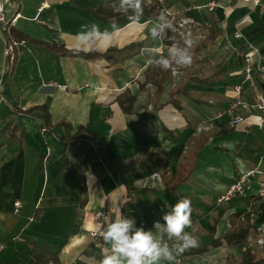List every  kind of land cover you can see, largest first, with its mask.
<instances>
[{
	"label": "crops",
	"instance_id": "1",
	"mask_svg": "<svg viewBox=\"0 0 264 264\" xmlns=\"http://www.w3.org/2000/svg\"><path fill=\"white\" fill-rule=\"evenodd\" d=\"M0 1L6 19L34 41L16 46L10 70L14 53L10 59L4 53L0 22V264H32L49 254H56L53 264H99L105 245L97 225L124 215L148 229L183 198L191 200L200 245L179 256V264H240L244 247L217 242L235 215L252 228L245 247L264 257V196H257L264 182V126L231 127L223 117L209 131L195 130L235 96L230 85L239 77L229 73L241 64L229 46L247 42L264 57V6L143 0L137 23L114 10L118 0ZM211 2L219 7L209 10ZM156 9L167 12L176 27L159 42L148 31ZM181 19L204 29L209 43L202 50L210 51L205 57L226 67L227 74L208 86L189 81L176 90L169 71L148 63V49L166 54L167 42L179 40ZM113 23L118 30L110 37L85 34L92 24L111 32ZM235 25L244 38H234ZM254 77L255 89L244 85L247 99L253 91L264 94V74ZM43 104L51 115L49 128L39 110L24 112ZM78 127L83 129L69 144ZM255 167L259 172L249 177L244 194L217 202L239 174ZM17 200L21 207L15 212ZM202 247V253L189 255Z\"/></svg>",
	"mask_w": 264,
	"mask_h": 264
},
{
	"label": "clouds",
	"instance_id": "2",
	"mask_svg": "<svg viewBox=\"0 0 264 264\" xmlns=\"http://www.w3.org/2000/svg\"><path fill=\"white\" fill-rule=\"evenodd\" d=\"M142 4L143 0H118L113 8L128 15L130 20L141 23ZM111 29V32L108 29L101 31L99 25L92 24L85 34L102 40L117 31L118 25L113 23ZM148 31L151 39L159 42L168 32H175L176 27L169 14L161 11L151 21ZM197 43L191 32L184 33L180 42L167 47L166 54H161L159 48L148 49V63L178 76L181 70L193 64ZM95 231L105 245L101 249L99 264H179V256L200 245L193 228L191 200L188 198L179 199L161 220L153 222L151 228L138 227L133 218L117 215L106 225H97Z\"/></svg>",
	"mask_w": 264,
	"mask_h": 264
},
{
	"label": "built area",
	"instance_id": "3",
	"mask_svg": "<svg viewBox=\"0 0 264 264\" xmlns=\"http://www.w3.org/2000/svg\"><path fill=\"white\" fill-rule=\"evenodd\" d=\"M160 2L161 0H157ZM229 1V0H228ZM245 3H251L254 6L262 5L259 0H242ZM209 10H213L215 7H219L217 3L211 2L207 5ZM223 11L226 13L228 7H222ZM8 21L6 19L3 5L0 1V22L5 25ZM11 22V21H10ZM199 30V26L193 23V21L188 19H181L178 22V26L185 27L191 26ZM182 37V33H179ZM233 36L236 39L244 38L243 33L241 32L238 25H235ZM177 42V41H173ZM171 42V43H173ZM18 44H24V41H6L5 42V55L10 59L13 57L14 49ZM231 52L236 59L240 62L241 66L239 69L229 73V76L239 77L238 82L230 85L231 90L234 93V98H232L220 111L215 113V115L207 120L199 123L195 130L196 132L209 131L212 129V124L214 120L222 119L223 117L227 118V124L231 127H234L238 124H246L247 126L255 125L259 129H262L264 126V94L258 91H253V94L250 95V99L244 97V85L255 89L256 80L254 77L255 72L264 74V64H263V55L259 50L250 43H245L241 46H230ZM167 50V48H166ZM177 81V80H175ZM210 104H214V100L210 99L208 101ZM253 118V120L251 119ZM259 172L258 167L250 169L244 173L239 174L235 180L228 185L226 190L218 196V203H225L231 201L235 196L244 194L246 190V184L249 177L253 176L255 173ZM157 174H153L156 176ZM257 196H264V182L259 185L257 189ZM14 211L17 212L21 207L20 201H15L13 203ZM97 217H104L103 212H98ZM4 244L0 242V250L3 248Z\"/></svg>",
	"mask_w": 264,
	"mask_h": 264
},
{
	"label": "trees",
	"instance_id": "4",
	"mask_svg": "<svg viewBox=\"0 0 264 264\" xmlns=\"http://www.w3.org/2000/svg\"><path fill=\"white\" fill-rule=\"evenodd\" d=\"M160 12L161 11H159L158 9L155 10L156 15H158ZM4 34H5L6 41L15 40L18 42H21V41L26 42L27 40H29L31 42H34L32 39L23 35L16 28H14L10 21H8L4 26ZM213 37H214L213 33L209 32L208 39H212ZM170 43H171V41H168L167 45ZM46 46L48 48H51L54 52L64 53L63 47H58L54 44H51V45L47 44ZM199 48H200V44L197 43V46L195 48L194 62L192 64L194 67H197L196 73H194V74L192 73V75L187 77V78L196 84L208 86V84L212 83L216 78H219L220 76H222L224 74H227V71H226V67H224L222 65H217V66L213 67L214 71L211 75L204 76L203 75L204 74L203 67H205V66L212 67V65L209 63L208 59H206V58L202 57L201 59H197V54H198L197 52H198ZM87 56H89V55H87ZM16 58L17 57L14 53V59L10 63V67H9L10 70L12 69ZM179 85H177L176 87H178ZM182 86H183V84H182ZM176 87H174V88H176ZM179 89H180V87H178V89H176V90H179ZM33 110H39L40 112H42L43 127L44 128H49L52 126L51 115H50V112L48 110L47 104L28 108L24 112L25 113H31V112H33ZM63 124L66 127V129L69 131L70 130L69 124H66V123H63ZM81 129H83V128L78 127L77 132L73 136L69 135L67 137V141L69 144H72L75 142L77 135L81 132ZM81 195H82V197H81V203L80 204L82 205L85 202V197H84L85 187H84V185L81 188ZM235 217H237V216L235 215L230 221L231 222L230 230H228L223 236H221V238L217 242L219 243V242L224 241L230 246L244 247V250H243L244 252H243V256H242L240 264H264V257L259 258V259L255 258V255L251 252V250L245 247L246 242H247V236L249 234V231L252 228L250 227V225L242 222L241 220H236V219L234 220ZM210 244H212V245L215 244V241H212ZM205 250H206V247H202L200 249H196L195 251L189 253V255L199 254ZM55 262H57L56 254H49V255H45V256L36 257L32 264H53Z\"/></svg>",
	"mask_w": 264,
	"mask_h": 264
},
{
	"label": "rangeland",
	"instance_id": "5",
	"mask_svg": "<svg viewBox=\"0 0 264 264\" xmlns=\"http://www.w3.org/2000/svg\"><path fill=\"white\" fill-rule=\"evenodd\" d=\"M182 28H184V27H182ZM185 29V30H184ZM184 29H182V35L184 34V33H187V32H191L192 34H193V36L195 37V38H197V40H198V43L200 44V48H201V50L203 49V47L205 48V49H207L208 48V41H206L205 39H204V29H201V26L199 27V30H197V29H195L194 27H193V25H191V26H185V28ZM179 35V34H178ZM181 38V39H180ZM179 38V40H176L177 42H180L181 40H182V37H180ZM208 42V43H207ZM229 49L231 50V47L229 46ZM207 53L208 54H210V51L209 52H207V50H206V52L205 51H201V52H199V54L201 55V56H198V54H197V59H200V57H203V58H206L205 56L207 55ZM211 57H212V61L214 62V63H216L217 62V59H214V57L211 55ZM207 59V58H206ZM214 66H217L216 64H212V67H209V66H205V67H203V72H204V76L205 75H211L212 73H213V71H214ZM197 67H194L193 65H191L189 68H187V69H183V70H181V73H180V75H178V76H173V74L171 73V72H169L170 73V80H171V86H172V88H174V87H176L177 85H179L181 82H182V84H183V86H184V84L186 83V82H189V81H191L190 79H188L187 77H189V76H191L192 75V73L194 74V73H196V69ZM225 75V74H224ZM224 75H222V76H224ZM222 76H220L219 78H222ZM175 80H177V81H175ZM185 101L186 100H183L182 99V103H185Z\"/></svg>",
	"mask_w": 264,
	"mask_h": 264
}]
</instances>
